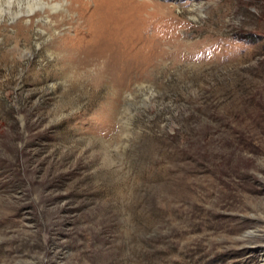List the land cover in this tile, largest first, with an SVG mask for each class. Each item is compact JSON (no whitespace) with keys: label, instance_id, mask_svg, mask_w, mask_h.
<instances>
[{"label":"rangeland","instance_id":"rangeland-1","mask_svg":"<svg viewBox=\"0 0 264 264\" xmlns=\"http://www.w3.org/2000/svg\"><path fill=\"white\" fill-rule=\"evenodd\" d=\"M156 1L77 74L0 22V264H264V0Z\"/></svg>","mask_w":264,"mask_h":264},{"label":"bare ground","instance_id":"bare-ground-1","mask_svg":"<svg viewBox=\"0 0 264 264\" xmlns=\"http://www.w3.org/2000/svg\"><path fill=\"white\" fill-rule=\"evenodd\" d=\"M157 2L156 0H140V2L138 0H0V22L15 19L13 20V25L17 29L15 38L25 36L26 30L37 20L41 21L42 26L48 27L51 33L59 29L56 39H60L63 35L67 38L58 46V51L54 52H57L61 58L63 74H77L82 72L81 64L105 62L111 58L125 59L127 50L116 51L119 39L127 40L132 45L131 34L137 27L135 24L153 23L152 18L154 20L155 18L149 15L158 14L162 6ZM150 4L158 9L148 11L147 19H144L142 13H147ZM45 6L49 7V10L38 11ZM50 9H62L63 12L57 14ZM157 21L158 19L155 22ZM56 39L51 45L56 43ZM66 40L69 42L66 43ZM64 44L73 49L67 50ZM93 50H96L94 56ZM64 54L66 57L70 56L71 60L65 62L61 57L63 55L64 58ZM129 57L130 54L127 58Z\"/></svg>","mask_w":264,"mask_h":264}]
</instances>
